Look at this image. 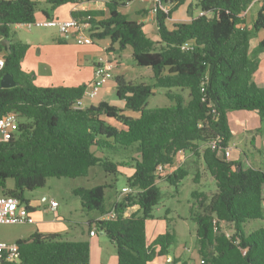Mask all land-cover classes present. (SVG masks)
Wrapping results in <instances>:
<instances>
[{
  "label": "trees",
  "instance_id": "trees-1",
  "mask_svg": "<svg viewBox=\"0 0 264 264\" xmlns=\"http://www.w3.org/2000/svg\"><path fill=\"white\" fill-rule=\"evenodd\" d=\"M43 1L57 6L84 0ZM130 1L107 0L105 10H76L72 17H90L93 39L108 38L119 51L130 46L134 62L151 68L153 84L115 76L116 97L123 107L101 100L76 108L85 85L38 86L32 81L33 73L21 69L28 44L14 39L10 27L34 21L40 2L0 0L4 61L0 78L8 73L16 82L13 87L0 85V116L16 111L19 117L17 132L0 141V195L15 196L28 206L26 191L44 186L48 177L87 176L94 166L115 176L119 167L129 166L133 171L126 177V186L134 191L121 193L112 203L114 218L95 224L114 244L117 264H148L157 255L169 254L176 241L174 232L167 230L152 243L146 242L145 221L162 199L154 171L158 164L171 167L179 152L190 151L200 155L216 183V192L210 195L198 190L191 193L197 205L190 214L196 223L200 264H264V225L247 229L250 220L264 218V169L244 167L209 146L216 141L221 151L228 147L229 111H254L264 120V87L253 81L264 40L253 52L249 50L250 37L264 28V0H258L251 25L246 24L244 12L255 0H195L188 6L189 14L194 10L204 13L174 23L172 28L166 21L184 0H158V41L145 33L141 23L121 12L120 7ZM158 43L163 45L160 49ZM154 88H162L172 104L147 107ZM200 144L204 148L198 152ZM187 175L188 170L179 166L164 179L176 190ZM111 187L112 182L80 186L73 193L83 210L102 215L107 212L105 190ZM133 204L138 211L125 215ZM214 219L219 222L217 231ZM223 224L232 230L229 235ZM15 242L18 261L1 260L0 264L89 260V242L84 239L35 231ZM177 261L188 264L173 257L170 264Z\"/></svg>",
  "mask_w": 264,
  "mask_h": 264
},
{
  "label": "crops",
  "instance_id": "crops-1",
  "mask_svg": "<svg viewBox=\"0 0 264 264\" xmlns=\"http://www.w3.org/2000/svg\"><path fill=\"white\" fill-rule=\"evenodd\" d=\"M40 2V12L39 16H36L35 13V19H41L44 17H55L59 19H68L72 17V11L81 10L85 11L88 9L93 10H105V2L107 0H84L83 2L79 4H71V3H63L57 6H51L49 4L43 3V0H37ZM195 0H184L182 4H180L176 10H174L171 14V16L167 19L166 24L168 28H172L174 23L179 22H188L191 19V16H196V12H192L190 15L188 12V6L189 4H193ZM258 2V5L256 8L255 4ZM152 6L151 1L149 0H132L130 2H127L123 6V10L121 12L128 15L129 13H132L134 15H137V19L135 21L142 24L143 30L145 33L154 41L159 40V36L157 34V26L155 22V16H153L150 13V8ZM260 6V2L258 0H255L247 7V9L244 12V17L246 24L248 16L251 18V22L256 14V11L258 7ZM45 11L46 14H44L42 11ZM134 20V19H132ZM71 39L74 41L72 42ZM264 40V28L256 31L249 39V50L251 52L254 51L255 48H257L260 41ZM74 39V33L69 32L66 34H59L56 38H54V41L50 44L53 45V64H49L48 68H32L34 63L36 62V59L38 60L39 57L34 59V55L32 53H28L29 50V43L28 48L21 60L22 64L27 61L31 66V68L24 69V71L30 73L32 72L34 75L33 83L38 86H79V85H87L93 78V66L97 58L104 54L108 53V55L116 60V68L118 69L120 63H121V53L127 49L125 47L123 51H119V48L117 44H114L111 46L110 40L107 38L106 42L103 46L99 48V50L93 48L92 46L95 45V39H93V42L88 45H80L75 44ZM109 47H112L111 50H107ZM38 53H42L41 47L37 49ZM258 58V64L257 67L253 73V81L258 85L264 87V50H261L257 54ZM116 71V70H115ZM151 77H152V71H150ZM115 76H122L125 80V76L120 74L118 70L116 73L114 72ZM129 81V80H127ZM131 81V80H130ZM135 82V81H132ZM110 82L107 81L98 91L97 96L92 99L88 100L85 99L86 105L89 104H95L101 100L107 101L109 104L116 105L118 107H123V102L116 97V90L114 92L110 91V88L112 85H109ZM115 87V83L114 86ZM115 93L114 99L112 98V94ZM245 111L233 113L231 111L228 112V123L231 132H233V122L240 123L243 121V119H251L252 121H255V123H260V118L258 114L254 111H248L249 113H244ZM128 114H132L130 112H126ZM257 129V128H255ZM229 147V146H228ZM204 148V145L200 144L198 152H200ZM230 149V147H229ZM243 153V151L241 150ZM232 151L230 149V156L229 159L234 160L231 158ZM246 154L243 153V156ZM200 160L197 162V168H199V165L201 167L204 166L202 163V159L199 155ZM236 161H240L236 160ZM195 162L193 153L190 151H181L179 152L174 160L173 165L169 168H167V173H170L173 169L179 167V166H190ZM242 163V162H241ZM257 167L261 168V166L256 165ZM252 167V166H251ZM262 169V168H261ZM188 173L195 174V179L199 182L198 176L196 174H199V170L195 173H192L189 169ZM133 169L129 166L127 167H119L118 174L124 175L128 177L131 175ZM156 183L159 184L160 188L161 185L166 183L165 179H160L159 181H156ZM126 185L123 184L120 187V190L116 192L113 197L109 200V202L106 204L107 212L105 214H99L95 211H89L87 213L86 217L82 220H75L72 219L69 216H64L60 213V203L54 198V196L47 194L46 192L40 193V198L38 200L34 199V197H28L26 198L29 200L28 207L29 212L34 218V224L36 225L35 231H38L43 234L47 233H56L63 235L64 238L67 239H75V240H87L89 242V260L87 263L89 264H117V255L115 251L114 244L109 240V238L106 236V234L96 228L95 221L100 219H105L109 210L112 207V203L121 195V188ZM73 192V189H72ZM263 196V210H264V187L262 191ZM50 200H56L58 205L55 209L50 208L49 202ZM81 205V203H80ZM82 208V206H81ZM83 209V208H82ZM138 205L133 204L129 206L124 214L130 215L131 213L138 211ZM264 214V211H263ZM191 218V214L189 215ZM248 226V225H247ZM263 226V225H260ZM258 226V227H260ZM257 227L249 226L247 229H254ZM167 230L173 231L175 234V230H172L169 226V223L166 221V218L159 217L158 219L154 220L153 217L148 218L145 221V237L147 244H150L154 241V239L160 235L165 233ZM33 231V232H35ZM90 231H94V234H90ZM32 232V233H33ZM193 233L196 237V223L195 227L193 228ZM31 234V233H30ZM20 234L17 236V238L12 241L15 242L18 238H24L28 235ZM191 234V232H190ZM3 242L11 243L7 240H0ZM155 250H158V246L154 247ZM195 254H192L190 256H185L183 252H181L178 249H174L172 246L170 248V252L167 255L163 256H155L148 264H170L171 258L180 259L182 261H187L188 264H192L191 261H194L193 263L198 264V258L199 255L197 253V249L195 247ZM196 257V258H195ZM1 261V260H0ZM180 261H177L174 264H179Z\"/></svg>",
  "mask_w": 264,
  "mask_h": 264
},
{
  "label": "rangeland",
  "instance_id": "rangeland-1",
  "mask_svg": "<svg viewBox=\"0 0 264 264\" xmlns=\"http://www.w3.org/2000/svg\"><path fill=\"white\" fill-rule=\"evenodd\" d=\"M258 2L255 4V7ZM40 5L36 11V16H39ZM123 10V6L120 7ZM197 14V10H194ZM129 19H137V15L129 13ZM247 22L251 25V18L248 16ZM10 33L13 35L14 39L20 40L24 43H29V52L34 55L36 62L32 68H44L53 64V45L50 44L54 41V38L58 36V30L54 27L49 26H11ZM60 34V33H59ZM107 38L95 39V45L92 47L99 50L101 46L104 45ZM73 42L74 40L71 39ZM77 44L76 42H74ZM88 45V44H85ZM163 45L161 43L156 44V48L160 49ZM41 47L42 53H38L37 49ZM123 51V50H122ZM121 63L118 67L113 69L112 75L118 70L120 74L125 76L127 80L131 81H143L148 84H153L154 80L151 77V68L148 66H138L132 56L130 46H127L121 53ZM21 69L31 68L30 64L20 62ZM116 70V71H115ZM112 87L110 91L114 92L115 87L114 78L109 80ZM114 99L115 93L112 94ZM172 104L164 95V90L162 88H154V93L147 100V107H160L168 106ZM245 110H232L231 112L237 113ZM244 113H249L248 111ZM260 120V119H259ZM233 122V132H231V138L228 142L232 154L231 158L234 160H239L242 162L244 167L256 165L261 166L264 169V120L260 123H255L247 117L243 119L240 123ZM257 128V129H255ZM243 151L244 154L241 152ZM195 162L190 166H185L192 173L199 170L198 178L199 182L194 180L195 174L188 173V175L180 182L179 186L175 190L174 186L169 183H164L161 185L162 199L160 203L155 206L152 210V217L154 220L161 218H166L169 226L172 230H175L176 241L173 244L174 249H178L184 253L185 256H190L195 254L196 256V237L193 233V228L195 227V222L189 217L190 209H195L197 205H194L195 199L192 198L191 193L193 190L203 191L208 195L216 192V183L213 176L205 168V166L197 168V162L200 160L198 155L193 153ZM115 159H120L115 157ZM203 163V162H202ZM204 164V163H203ZM182 166V165H181ZM163 179V178H162ZM113 183V187L107 188L105 190V201L106 204L113 197V195L120 190V187L125 184L126 176L117 174H106L99 166H94L89 169L87 176L82 177H48L46 179L45 185L34 190L26 191L25 195L28 197H34L38 200L40 198L41 192H46L54 196V198L60 203V213L75 219L82 220L86 217L89 211L83 210L80 205L79 198L72 192V189L76 187H92L98 184ZM8 184H12V180H8ZM264 211V210H263ZM224 225V224H223ZM247 227L253 226L258 227L264 225V218L253 219L247 223ZM36 225L34 223H16V224H4L0 223V240L14 241L18 235H27L35 231ZM226 231L231 232L232 230L224 225ZM191 232V234H190ZM196 258V257H195ZM194 261H191L192 264ZM198 264H200V259L198 258Z\"/></svg>",
  "mask_w": 264,
  "mask_h": 264
},
{
  "label": "built area",
  "instance_id": "built-area-1",
  "mask_svg": "<svg viewBox=\"0 0 264 264\" xmlns=\"http://www.w3.org/2000/svg\"><path fill=\"white\" fill-rule=\"evenodd\" d=\"M152 3L150 8V13L155 16V12L157 10L156 3L158 0H149ZM204 12L202 10L197 11V15H202ZM90 17L86 16L83 19H77L74 17H70L68 19H59L55 17H44L41 19H35L32 22L16 24L15 26H27L32 27V25L36 26H49L54 27L61 34H66L69 32L74 33V39L77 44L85 45L91 44L93 42V38L91 37L90 29ZM1 27V22H0ZM3 37L0 36V46H2ZM4 65L3 61V50L0 49V71L2 70ZM116 66V61L111 58L108 53H104L100 55L94 63L93 66V78L92 80L85 86L83 95L79 98L76 103V108H83L86 106L85 99L92 100L94 99L99 89L109 81L113 75V69ZM18 113L16 111H9L0 116V141H6L10 139L18 129ZM209 146L213 149H216L218 153L222 154L226 159H229L230 149L226 147L223 151L219 148L216 141H211ZM168 165L158 164L156 170L154 171L156 181L164 178L167 173ZM134 189L124 186L121 188V193H130L133 192ZM50 208L55 209L58 205L56 200H50L49 202ZM115 217V212L111 208L105 219H112ZM34 218L29 212V208L27 205L22 203L19 198L15 196H4L0 195V223L4 224H16V223H33ZM214 223V231L218 229V221L216 219L213 220ZM227 235L230 234L229 231L225 230ZM90 234H94V231H90ZM245 251L243 250V253ZM19 257V249L16 242H3L0 241V260L5 262H16ZM202 262V260H200ZM71 264H89L87 262L80 263H71Z\"/></svg>",
  "mask_w": 264,
  "mask_h": 264
},
{
  "label": "water",
  "instance_id": "water-1",
  "mask_svg": "<svg viewBox=\"0 0 264 264\" xmlns=\"http://www.w3.org/2000/svg\"><path fill=\"white\" fill-rule=\"evenodd\" d=\"M6 43L8 44L9 42L6 41ZM0 85L5 88L13 87L16 85V82L10 74L4 73L0 78Z\"/></svg>",
  "mask_w": 264,
  "mask_h": 264
}]
</instances>
